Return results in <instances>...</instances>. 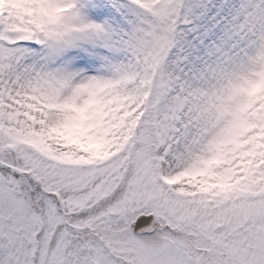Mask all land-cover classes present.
I'll list each match as a JSON object with an SVG mask.
<instances>
[{"label": "snow or ice", "instance_id": "snow-or-ice-1", "mask_svg": "<svg viewBox=\"0 0 264 264\" xmlns=\"http://www.w3.org/2000/svg\"><path fill=\"white\" fill-rule=\"evenodd\" d=\"M0 264H264V0H0Z\"/></svg>", "mask_w": 264, "mask_h": 264}]
</instances>
